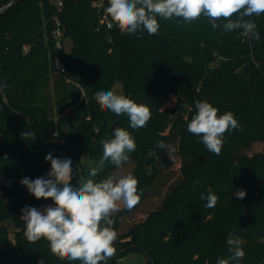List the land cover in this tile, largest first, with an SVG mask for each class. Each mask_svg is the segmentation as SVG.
<instances>
[{
  "label": "trees",
  "instance_id": "trees-1",
  "mask_svg": "<svg viewBox=\"0 0 264 264\" xmlns=\"http://www.w3.org/2000/svg\"><path fill=\"white\" fill-rule=\"evenodd\" d=\"M93 2L64 0L58 12L69 51L51 38L50 0H16L0 15V175L11 178L0 192V264H80L53 255L43 238L27 240L22 209L54 202L36 199L20 181L49 172L51 153L72 160L76 185L117 127L129 131L136 149L121 168L106 162L94 179L131 173L141 199L112 215L116 251L107 264L135 251L147 264H217L231 255L229 237L241 241L239 264H264V13L244 18L259 41L243 29L225 32L224 20L213 29L203 16L191 23L157 16L156 34L129 35L108 15L112 26L101 23ZM115 82L150 108L146 127L134 130L126 114L101 110L95 93ZM197 100L219 115L232 112L239 123L224 134L220 155L187 131ZM53 106L58 115L73 111L71 129L55 121ZM161 140L174 150L158 149ZM209 190L218 196L214 208L201 199ZM239 190L246 191L242 200L234 196Z\"/></svg>",
  "mask_w": 264,
  "mask_h": 264
},
{
  "label": "clouds",
  "instance_id": "clouds-1",
  "mask_svg": "<svg viewBox=\"0 0 264 264\" xmlns=\"http://www.w3.org/2000/svg\"><path fill=\"white\" fill-rule=\"evenodd\" d=\"M105 13L122 34L131 35L138 31L156 34L159 29L157 16L166 20L182 18L186 23L203 16L208 18L213 29L218 27L217 21L224 20L225 32L243 29L245 34L259 41L255 24L244 18L264 13V0H108ZM233 16L237 19L233 20ZM95 99L101 110H110L117 116L126 114L134 130L146 127L151 119L148 106L137 104L114 90L97 91ZM195 108L196 114L188 123L187 131L200 137V142L208 151L220 155L224 134L239 128L237 119L232 112L219 115L218 109L206 100H197ZM21 135L23 139L32 140L35 136L32 132ZM101 143V158L89 162L88 176L81 177L76 185L72 183V160L54 158L51 153L45 157L51 165L48 179L24 177L20 181L36 199H51L54 202V206L49 205L43 211L30 206L22 209L25 237L31 242L42 238L47 240L51 253L62 260L107 264L116 251L117 233L112 227V215L120 211L121 203L128 210L140 203L138 179L131 173H116L99 181L94 179L104 170L106 162L121 168L129 161L128 153L136 149L134 138L129 131L117 127L113 138L103 139ZM156 147L174 150L162 140L157 142ZM234 196L242 200L246 191H236ZM201 199L207 201V208H214L218 202V196L211 190L207 195L201 194ZM227 244L231 255L226 259L218 258L217 264H231L232 261L239 264L245 255L241 241L229 237Z\"/></svg>",
  "mask_w": 264,
  "mask_h": 264
},
{
  "label": "rangeland",
  "instance_id": "rangeland-1",
  "mask_svg": "<svg viewBox=\"0 0 264 264\" xmlns=\"http://www.w3.org/2000/svg\"><path fill=\"white\" fill-rule=\"evenodd\" d=\"M64 47L67 51H69L71 48V41L68 38L65 39ZM79 83L80 82L75 81L74 84L76 86H79L80 87L79 89H81V91L83 92V89H82L83 85ZM112 90H114L117 94H122L125 96L124 91L121 89L120 84L117 82L113 84ZM81 97H83L82 101H85V98H86L85 94L83 96V93H81ZM79 100H81V98ZM82 101H81V104L83 105ZM171 101H173V99ZM70 110L71 109H65L62 114L58 115V112H56V107L53 106L51 114L53 118L55 119V121L63 125L65 128L71 129L70 127L75 125L76 121L73 118V111L70 112ZM10 184H11V178L0 175V192L2 191L3 187H8ZM49 205H52V204H42L38 206L37 209L43 211V209ZM147 261H148V257L143 252L135 251V252H129L125 254L124 256H122L121 258H119L117 261V264H147ZM37 264H43V263L39 261Z\"/></svg>",
  "mask_w": 264,
  "mask_h": 264
},
{
  "label": "built area",
  "instance_id": "built-area-1",
  "mask_svg": "<svg viewBox=\"0 0 264 264\" xmlns=\"http://www.w3.org/2000/svg\"><path fill=\"white\" fill-rule=\"evenodd\" d=\"M15 1L16 0H0V15L3 14ZM105 1L106 0H94L93 5L102 11L100 22L105 24L107 28H110L112 22L108 19V16L105 13V8L107 7L105 6ZM50 3L55 8V14L52 16L54 26L51 30V38L54 41V46L56 48H61L64 45L65 37L63 36V28L58 12L62 10L64 0H50Z\"/></svg>",
  "mask_w": 264,
  "mask_h": 264
},
{
  "label": "water",
  "instance_id": "water-1",
  "mask_svg": "<svg viewBox=\"0 0 264 264\" xmlns=\"http://www.w3.org/2000/svg\"><path fill=\"white\" fill-rule=\"evenodd\" d=\"M1 94H2L3 101H4L6 104H9L6 95H5L3 92H2ZM79 172H80V169H79ZM47 173H48V172H46V173L43 175V177H44L45 179H48V178H49L48 175H47Z\"/></svg>",
  "mask_w": 264,
  "mask_h": 264
}]
</instances>
